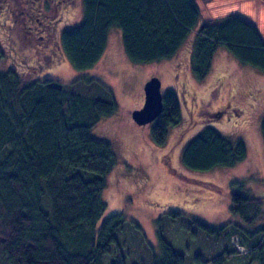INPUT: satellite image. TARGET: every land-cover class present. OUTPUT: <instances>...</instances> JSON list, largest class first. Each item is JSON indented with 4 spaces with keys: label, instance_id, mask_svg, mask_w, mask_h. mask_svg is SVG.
Listing matches in <instances>:
<instances>
[{
    "label": "trees",
    "instance_id": "trees-1",
    "mask_svg": "<svg viewBox=\"0 0 264 264\" xmlns=\"http://www.w3.org/2000/svg\"><path fill=\"white\" fill-rule=\"evenodd\" d=\"M81 2L79 22L63 30L59 40L75 70L92 68L106 49L108 31L117 28L134 64L172 59L193 33L190 68L196 81L207 77L220 47L238 64L264 74V38L239 14L201 21L196 0ZM4 55L0 49V59ZM117 111L112 88L97 78L25 81L13 69L0 71V264H126L129 253L119 237L126 226L147 250L146 264H184V255L164 234V219L185 229L190 224L220 241L237 237L245 250L244 264H264V198L239 190L230 192L229 212L236 220L221 226L178 211L160 215L158 251L139 225L121 213L101 220L107 208L102 192L118 157L91 130ZM179 119L177 95L165 91L161 114L150 123L153 143L163 145ZM260 131L264 144V114ZM246 156L241 139L230 140L206 126L185 143L180 161L190 171L206 172L234 167ZM237 254L242 255L223 246L216 257L196 259L197 264H223Z\"/></svg>",
    "mask_w": 264,
    "mask_h": 264
},
{
    "label": "rangeland",
    "instance_id": "rangeland-1",
    "mask_svg": "<svg viewBox=\"0 0 264 264\" xmlns=\"http://www.w3.org/2000/svg\"><path fill=\"white\" fill-rule=\"evenodd\" d=\"M258 1L264 4V0ZM198 2L204 18L213 16L209 0ZM261 10L258 22L264 34V8ZM81 16V0H0V49L5 53L0 71L13 69L25 81L51 78L64 83L86 75L112 88L118 111L91 130L94 137L108 141L118 157L102 192L107 208L101 220L121 213L139 225L146 242L158 251L156 219L160 215L178 211L217 227L236 220L229 212L231 191L264 198L260 131L264 74L238 64L220 47L207 77L196 81L190 68L193 33L174 58L134 64L124 52L117 28L108 31L101 59L92 68L78 71L71 67L59 40L61 32L75 26ZM153 76L161 81L162 93H176L180 108L178 123L168 129L160 146L151 139V124L137 125L131 117L142 103L145 82ZM225 105L234 109L227 107V112L216 117ZM206 126L230 140L241 139L247 149L245 160L234 167L206 172L183 167V146ZM162 227L171 245L184 255V264H197L196 258L204 261L216 257L223 246L234 249L229 237L221 241L205 237L190 224L185 229L178 222L164 219ZM119 237L129 253L126 264L147 263L148 252L129 227ZM240 253L225 258L223 264H244V253Z\"/></svg>",
    "mask_w": 264,
    "mask_h": 264
},
{
    "label": "crops",
    "instance_id": "crops-1",
    "mask_svg": "<svg viewBox=\"0 0 264 264\" xmlns=\"http://www.w3.org/2000/svg\"><path fill=\"white\" fill-rule=\"evenodd\" d=\"M257 1L258 0H209V2H210L209 10L213 11L212 13H214V14H213V16L211 15L208 18H204L202 16V13H201V21L220 19L226 15L236 13V14H239L240 16L246 18L247 20L253 22L258 27L260 33L262 34V36L264 38V34L262 33V31L260 29L259 22H258L259 15H260V13H262L261 9L264 8L263 7L264 4H260V3H258L260 1H258V2ZM196 3H197V5L200 9V12H201V8L199 6L198 0H196ZM247 4H249V5H247ZM247 6H251V8L246 9ZM245 11H248L249 13H246ZM259 11H260V13H259Z\"/></svg>",
    "mask_w": 264,
    "mask_h": 264
},
{
    "label": "water",
    "instance_id": "water-1",
    "mask_svg": "<svg viewBox=\"0 0 264 264\" xmlns=\"http://www.w3.org/2000/svg\"><path fill=\"white\" fill-rule=\"evenodd\" d=\"M144 100L141 108L132 111V120L137 125L152 123L162 111L161 81L153 76L143 87Z\"/></svg>",
    "mask_w": 264,
    "mask_h": 264
},
{
    "label": "built area",
    "instance_id": "built-area-1",
    "mask_svg": "<svg viewBox=\"0 0 264 264\" xmlns=\"http://www.w3.org/2000/svg\"><path fill=\"white\" fill-rule=\"evenodd\" d=\"M231 243L234 246V248L238 251V252H244V248L241 246V244L239 243V240L237 237H234L231 239Z\"/></svg>",
    "mask_w": 264,
    "mask_h": 264
},
{
    "label": "flooded vegetation",
    "instance_id": "flooded-vegetation-1",
    "mask_svg": "<svg viewBox=\"0 0 264 264\" xmlns=\"http://www.w3.org/2000/svg\"><path fill=\"white\" fill-rule=\"evenodd\" d=\"M48 33V32H47ZM178 90H180V87L178 88ZM181 91V90H180ZM143 100H144V94H143V99H142V103H141V105H140V107L139 108H141V106H142V104H143ZM227 107H229L228 105H225V106H223L222 108H223V110H219V111H217V116L216 117H218L219 115H221L222 114V112L224 111V113L225 112H227L228 110H227ZM230 108V110H233L234 108L233 107H229ZM233 113H235V112H233Z\"/></svg>",
    "mask_w": 264,
    "mask_h": 264
}]
</instances>
